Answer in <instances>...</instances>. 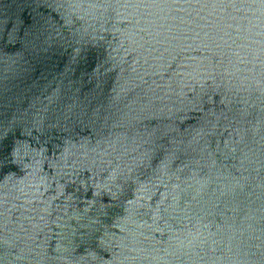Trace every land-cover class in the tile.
I'll use <instances>...</instances> for the list:
<instances>
[{
	"label": "water",
	"instance_id": "1",
	"mask_svg": "<svg viewBox=\"0 0 264 264\" xmlns=\"http://www.w3.org/2000/svg\"><path fill=\"white\" fill-rule=\"evenodd\" d=\"M0 264H264V0H0Z\"/></svg>",
	"mask_w": 264,
	"mask_h": 264
}]
</instances>
